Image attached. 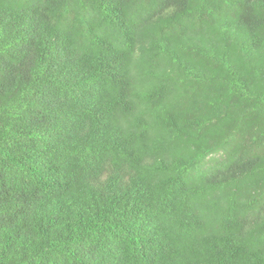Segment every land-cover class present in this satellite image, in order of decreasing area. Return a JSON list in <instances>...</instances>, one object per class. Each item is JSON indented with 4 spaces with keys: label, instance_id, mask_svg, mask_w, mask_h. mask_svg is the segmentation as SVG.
I'll return each mask as SVG.
<instances>
[{
    "label": "trees",
    "instance_id": "obj_1",
    "mask_svg": "<svg viewBox=\"0 0 264 264\" xmlns=\"http://www.w3.org/2000/svg\"><path fill=\"white\" fill-rule=\"evenodd\" d=\"M0 264H264V0H0Z\"/></svg>",
    "mask_w": 264,
    "mask_h": 264
}]
</instances>
